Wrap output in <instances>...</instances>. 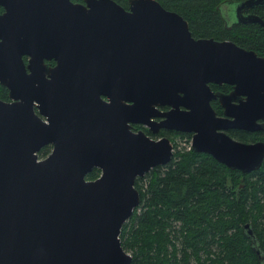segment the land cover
Segmentation results:
<instances>
[{
	"label": "water",
	"instance_id": "1",
	"mask_svg": "<svg viewBox=\"0 0 264 264\" xmlns=\"http://www.w3.org/2000/svg\"><path fill=\"white\" fill-rule=\"evenodd\" d=\"M82 1L0 0V84L9 98L0 99V264H129L118 233L139 200L134 178L166 163L172 145L127 122L191 132L193 150L241 172L264 157V140L224 131L264 128V56L229 39L193 38L157 0ZM231 2L235 21L264 27L241 13L264 0ZM209 82L231 89L213 92ZM92 167L99 174L85 178ZM242 226L261 259L251 226Z\"/></svg>",
	"mask_w": 264,
	"mask_h": 264
},
{
	"label": "trees",
	"instance_id": "2",
	"mask_svg": "<svg viewBox=\"0 0 264 264\" xmlns=\"http://www.w3.org/2000/svg\"><path fill=\"white\" fill-rule=\"evenodd\" d=\"M115 1L127 5V0ZM157 1L186 19L194 36L229 39L256 53L264 50L261 25L235 23L227 28L223 24L218 7L235 0ZM253 10L264 20V5ZM221 85L210 83L214 88L222 89ZM6 97L7 89L0 85V98ZM177 136L186 141L190 137ZM237 136L264 140V131ZM186 147L172 149L166 163L134 178L139 200L118 233L130 255L129 264H264V157L257 169L240 172ZM47 150L44 145L37 153ZM98 172L92 167L85 177L94 178ZM244 222L252 228L261 259L244 232Z\"/></svg>",
	"mask_w": 264,
	"mask_h": 264
},
{
	"label": "flooded vegetation",
	"instance_id": "3",
	"mask_svg": "<svg viewBox=\"0 0 264 264\" xmlns=\"http://www.w3.org/2000/svg\"><path fill=\"white\" fill-rule=\"evenodd\" d=\"M72 2H79V3H83V1L82 0H71ZM216 7H217V5H216ZM253 7L254 6H251V7H249V8H245V9H243L242 11H241V13H255V14H257V15H259L258 13H256L254 10H253ZM219 10L218 11H220V13H221V16H222V19H223V24L225 25V26H227V28H230V27H232V25L233 24H235V23H251V22H242V21H235L234 20V6L232 5V2H227L226 4H221V5H219ZM171 10V9H170ZM6 12V8H5V6L3 5V4H0V15H2L3 13H5ZM260 16V15H259ZM261 17V16H260ZM183 18V17H182ZM184 19V18H183ZM263 20V19H262ZM1 25H2V28L3 27H5L6 26V24L7 23H5V21H4V18H2L1 20ZM185 21H186V19H185ZM264 21V20H263ZM186 23H187V21H186ZM255 23H257V22H255ZM258 24V23H257ZM260 25V24H259ZM187 27H188V24H187ZM261 27H263L262 25H261ZM263 29H264V27H263ZM188 30H189V28H188ZM15 32H16V29H15V27H14V24L12 25V33H13V36H14V34H15ZM190 32V31H189ZM190 35L193 37V38H198V37H210V36H194V35H192L191 33H190ZM0 38H1V36H0ZM213 38V37H212ZM236 44V43H235ZM238 45V44H237ZM240 46V45H239ZM242 47V46H241ZM245 48V47H244ZM248 49V48H247ZM250 50H252V49H250ZM254 51V50H253ZM255 52V51H254ZM255 54L256 55H258V56H264V50L262 51V52H258V53H256L255 52ZM28 57H29V55L27 54V53H23V54H21V58H22V61H23V63L24 64H26L27 63V59H28ZM42 61H43V63L46 65V66H53L54 64H55V60L53 59V58H50V59H47V58H43L42 59ZM43 77H48V75L46 74V72H44L43 73ZM210 83H212V84H217V85H221L222 87V89H220V88H214V87H211L210 86ZM0 85H2V84H0ZM208 85H209V88L213 91V92H216V91H219V92H227V91H229L230 89H231V85L230 84H228V83H224V82H221V83H213V82H209L208 83ZM4 86V85H3ZM7 89V88H6ZM103 98H104V96H102ZM1 99V98H0ZM7 99H9L8 98V96L6 97V99L5 100H7ZM212 101L213 102H216V104L215 105H212ZM209 104H210V106L212 107V109L214 110V113L216 114V115H223V113H222V107H221V105L219 104V102H218V99H217V97H213V98H210V100H209ZM155 106V108H156V110H159V111H163V110H165V109H167L168 108V106L167 105H164V104H155L154 105ZM34 111H37L36 110V108H34ZM151 119L152 120H154V121H158V120H160L161 119V117L160 116H152L151 117ZM257 121H264V118L263 119H257ZM128 124H129V128L132 130V131H136V130H142L144 133H146L149 137H151V138H154V139H156V138H158V137H160V136H166L168 139H169V141L171 142V145H173L172 144V142H173V138L174 137H178L177 135L178 134H180V133H188L189 135L191 134V132H187V131H180V130H174V129H171V128H163V127H158L157 128V131H155V132H152L149 128H148V126L147 125H145V124H143V123H140V122H127ZM229 136H231L232 138H234V139H238V140H241V139H239L238 138V134H242V132H246L247 134H253V135H260V134H262V131H264V128H260V129H256V130H244V129H241V128H234V127H230V128H227V129H225L224 130ZM179 138V137H178ZM255 139H258V138H255ZM255 139H249V140H241V141H253V140H255ZM260 139V138H259ZM262 140V139H261ZM44 145H48V150L46 151V153L42 156V157H44L49 151H50V149H51V144H49V143H47V144H43V145H41L40 147H39V149L42 147V146H44ZM178 145V144H177ZM190 146V137H189V143H188V147ZM178 147H181V146H179L178 145ZM191 147V146H190ZM187 148V147H186ZM38 149V150H39ZM172 149H173V147H172ZM37 150V151H38ZM37 151H36V154H38L37 153ZM171 153H172V150H171ZM38 158V157H37ZM221 163V162H220ZM223 164V163H222ZM226 166V165H225ZM227 167V166H226ZM97 168V167H96ZM229 168V167H228ZM231 169H234V168H231ZM238 170V169H237ZM241 172V171H240ZM98 174H99V172H98ZM97 174V175H98ZM86 178V177H85ZM87 179H91V178H87Z\"/></svg>",
	"mask_w": 264,
	"mask_h": 264
},
{
	"label": "rangeland",
	"instance_id": "4",
	"mask_svg": "<svg viewBox=\"0 0 264 264\" xmlns=\"http://www.w3.org/2000/svg\"><path fill=\"white\" fill-rule=\"evenodd\" d=\"M173 139H174L173 142H172L173 149L179 148L178 145L181 146L180 148H182V147L184 148V146L186 147L188 145V143H189V140L186 141L184 138L174 137ZM44 154L45 153L37 154V157L38 158H42V156Z\"/></svg>",
	"mask_w": 264,
	"mask_h": 264
}]
</instances>
